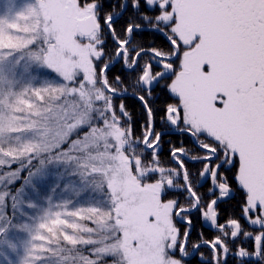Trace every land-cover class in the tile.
Returning a JSON list of instances; mask_svg holds the SVG:
<instances>
[{"label": "snow or ice", "instance_id": "obj_1", "mask_svg": "<svg viewBox=\"0 0 264 264\" xmlns=\"http://www.w3.org/2000/svg\"><path fill=\"white\" fill-rule=\"evenodd\" d=\"M0 264H264V0H0Z\"/></svg>", "mask_w": 264, "mask_h": 264}]
</instances>
